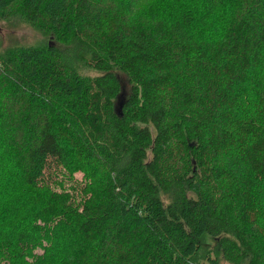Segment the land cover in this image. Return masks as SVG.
<instances>
[{
	"label": "trees",
	"instance_id": "trees-1",
	"mask_svg": "<svg viewBox=\"0 0 264 264\" xmlns=\"http://www.w3.org/2000/svg\"><path fill=\"white\" fill-rule=\"evenodd\" d=\"M0 20L52 39L0 50V264H264V0Z\"/></svg>",
	"mask_w": 264,
	"mask_h": 264
},
{
	"label": "rangeland",
	"instance_id": "rangeland-1",
	"mask_svg": "<svg viewBox=\"0 0 264 264\" xmlns=\"http://www.w3.org/2000/svg\"><path fill=\"white\" fill-rule=\"evenodd\" d=\"M221 15L222 13L219 14V16ZM49 40L52 41V39L49 36L47 35L45 36L41 31L37 30L30 24H27L25 22H16L13 20H5V21L0 20V50L11 45H16V44L29 45V44H35ZM82 71L88 75L96 74L95 71L85 68L82 69ZM75 177L78 180H82L83 173L77 172L75 173ZM64 182H65V186H69L70 184L73 183V181L69 182L68 179H64ZM58 188H60V186H58Z\"/></svg>",
	"mask_w": 264,
	"mask_h": 264
}]
</instances>
